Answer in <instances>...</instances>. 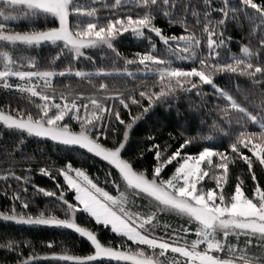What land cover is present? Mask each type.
Instances as JSON below:
<instances>
[{
    "label": "snow or ice",
    "instance_id": "6c2138e0",
    "mask_svg": "<svg viewBox=\"0 0 264 264\" xmlns=\"http://www.w3.org/2000/svg\"><path fill=\"white\" fill-rule=\"evenodd\" d=\"M198 3L199 7L194 0H132L133 5H139V11L135 12L133 8L120 10L116 5L104 4V8L111 10V15L101 20L95 9L86 10L79 0H0L3 5L0 9V41L36 47L42 44L57 45L60 49L57 55L70 56L71 61L79 57L92 59L86 56L84 50L99 46L115 54L113 64L120 59L125 64L123 71H76V77H88L92 94L76 92L66 95L61 92L62 103L55 102V89L51 88V79L57 75L54 70L0 71L5 89L13 87L8 83L9 78L17 77L27 83H16L15 88L29 93L30 101L33 97L40 100L35 105V112L31 106L15 110L9 106L8 114H5L0 107L2 129L22 130L37 137L50 138L53 142L82 147L108 165L105 184L115 185L118 193L123 186L126 192L134 194L136 200L147 199L150 205L155 206L153 214L141 212L136 215L127 211L123 203L118 206L117 198L93 182L86 170L74 167L70 162H65L59 168L40 167L39 173L50 179L62 176L66 187L57 183L56 190L46 191L43 187L33 186L32 196L27 199L17 190L11 195V210L0 211V219L14 224L67 226L92 245V254L57 256L52 252L51 260L66 261V264H92L95 258L130 261L132 264H264V183L260 182L261 176H264V59L260 55L264 52V0H241V5L248 10L243 22L249 28V44L241 47L240 56L232 54L228 47L230 40L224 35L229 18L242 23V19L235 14L236 10L228 5V0H222L219 7H213L211 0H203L202 4L198 0ZM86 12L95 22H84ZM213 13L221 18L214 19L216 15ZM41 17L53 18L54 24L38 28L29 23L30 30L25 31H14L8 27L10 21H32ZM157 17L167 19L170 25L179 24L188 34L165 35L164 30L155 23ZM145 30L167 45V50L175 53L176 59L191 61L193 66H173L171 60L160 59L151 51L136 52L133 59L122 57L113 41L129 32L136 37L146 36ZM147 39L151 42L150 35H147ZM5 56L7 58V54ZM130 64L143 66L138 70L154 77L151 85L147 82L138 85L143 89L139 91V98H136V87L118 90L117 85L113 84L114 94L106 96L104 93L109 91V85L103 79H100L98 87L93 82L96 78L122 76L125 73L132 76L134 73L127 70ZM222 73L239 75L251 81L246 90H241L237 85V90L246 99H252L251 111L241 107L231 94L215 84L214 78ZM59 75L63 76L65 72ZM41 79L50 91L37 90L36 85L31 83L32 80L38 83ZM205 84L211 85L215 89L213 94L223 100V107L217 106L220 125L226 122L232 126L234 123L240 128L234 136L231 131L228 133L231 139L228 145L230 155L211 147H203L198 153H192L185 149L195 137L184 138L183 133H169L163 143L151 142L143 150L154 153L150 170L135 168L131 159L121 157V149L132 125L154 104L168 98L176 99L182 93L188 94L189 98L193 93L203 98ZM257 95L259 104L255 103ZM133 107L138 109L135 115L131 114ZM124 111L129 112L130 119L127 121L123 118ZM250 124L258 125L260 131H247ZM77 125L79 130H75ZM121 128L123 139L119 138ZM156 137L146 139L152 141ZM173 140L179 141L175 151L170 143ZM244 150L250 155H245ZM143 151L136 156L142 157ZM213 156L219 158L214 164ZM240 161L247 166L246 175L251 177V183L246 187L245 179L238 176L232 188L229 165ZM173 166L174 171L168 175V168ZM112 168L118 172L115 179H110L113 176ZM257 170L261 174L259 178ZM9 173L11 169L4 176L5 181L14 179L17 185H27L30 180L27 175L21 180ZM95 179L98 181L99 178ZM212 180L215 181L214 187L206 186ZM70 189L74 190L72 200L65 198V193ZM10 191L9 187H5L3 195L8 197ZM38 195L50 197L51 200L48 207L34 215L28 209ZM123 199V193H120V201ZM18 200L21 201L20 211L16 210ZM136 200L129 206L141 207ZM81 207L96 223L110 226L118 238L105 243L98 239L96 231L76 224L73 214ZM58 211L65 218L56 215ZM165 212L185 218L188 226L170 229L165 224L164 235L156 236L151 229L158 223L159 213ZM192 227H195L196 239L189 244L186 237L191 234ZM178 232L182 235H177ZM129 241L132 242L131 247ZM23 246L31 245L27 240L13 239L0 243V250L4 252L0 264H36L37 257L32 254L21 258ZM55 246L54 241L47 244L49 249ZM169 249L178 256L171 261L162 259ZM12 254H15V260L10 259Z\"/></svg>",
    "mask_w": 264,
    "mask_h": 264
},
{
    "label": "trees",
    "instance_id": "16d2710c",
    "mask_svg": "<svg viewBox=\"0 0 264 264\" xmlns=\"http://www.w3.org/2000/svg\"><path fill=\"white\" fill-rule=\"evenodd\" d=\"M81 5L88 9H95L99 18L103 20L106 15H111L109 8H104L103 5L109 6L116 5V8L123 10L127 8H133V11H139V5H133L132 0H79ZM197 2L199 7L198 0ZM202 4L203 0H199ZM213 7H219L222 0H211ZM228 5L236 10V16L242 19V23L238 24L236 20L229 18L225 24V38L229 39L228 47L231 49L232 54L240 56L241 47L249 44L248 38V25L243 22L244 15L248 10L241 5V0H228ZM3 5L0 4V9ZM200 11V9H197ZM216 15V13H213ZM214 19L221 18L216 15ZM85 23L95 22L92 17L87 16V12L83 17ZM191 22V20H190ZM29 23L35 24L34 27L42 28L45 24L52 26L54 24L53 18L35 19L28 21L21 19L19 21L8 22V27L14 31H25L30 30ZM155 23L158 27L164 30V34L171 35H182L188 34L184 32V29L179 24L170 25L168 20L162 17H157ZM146 36L136 37L131 32L125 33L120 37H117L113 44L116 49L121 53V56L126 59H133L136 52L151 51L152 54L157 55L160 59L171 60L173 66L178 67H192L191 61H181L176 59L175 53L168 51V46L159 40L155 34L147 33ZM259 34V32H258ZM147 35L151 36V42L147 39ZM255 43V41H253ZM154 45V47H153ZM175 47V45H173ZM254 50V49H253ZM60 49L57 45L42 44L39 47L36 46H25V45H12L5 41H0V71L8 70H21V71H49L54 70L57 75L51 79V88L55 89V102L62 103L59 94L64 92L66 95H71L76 92L82 95H91L92 87L88 83V77H76L75 74L65 73L60 76V72L68 70H100L113 71L119 69L123 71L125 69L124 60H117L113 64L114 53L107 48H95L85 49L86 56L92 59H86L85 57H79L74 61H71V57L67 55L58 56L57 53ZM7 54V58L5 56ZM261 58L264 59V52L261 54ZM71 61V63H69ZM35 62V66H33ZM143 66L138 64L127 65V70L133 72L134 75L128 76L115 75L111 77H102L94 79V83L98 87L100 79L109 85V91L104 95H113L112 90L113 84L117 85L118 90L132 89L136 87V98H139V91L143 90L138 85L147 82L151 85L154 77L150 74H143L140 70ZM215 84L231 94L237 103L248 109L252 110V99H246L241 91L237 90V85L241 90H246L250 87L251 81L246 77L239 75L233 76L232 74L222 73L214 78ZM4 79L0 78V107L3 108L4 112L8 114L7 109L11 106L12 109L18 107L31 106L33 112L36 111L35 105L40 103L39 97L28 99L29 93L21 92L15 88L16 83L26 84L27 81H21L17 77H10L8 83L12 84L11 89L4 88ZM31 83L35 84L37 90L50 91L45 86L43 79L37 81L32 80ZM204 97H198L195 93L189 98L187 95L182 93L178 98H168L165 101L154 104L151 109L146 112L140 119H138L129 130V135L124 142L121 149V157L125 159H131L133 167L140 168L141 170L151 169L153 162L154 153L151 151H143L149 147L152 143H163L167 140L169 133H175L179 135L183 133L184 138L195 137L192 143L186 146L187 151L192 153H198L203 147H211L213 149H219L225 151L229 155L231 149L228 145L231 143V139L228 135L229 131L234 136L236 132L240 131L239 127H236L233 123L232 126H228L225 122L224 125H220V117L217 111V106L223 107V100L214 95L215 89L211 85L205 84L204 86ZM158 90V89H157ZM83 103V101H81ZM111 104V101H108ZM118 103V101H117ZM146 103V101H145ZM255 103L259 104L260 99L257 95L255 97ZM138 109L132 108L131 114H137ZM18 115V113H17ZM83 115V110H81ZM123 118L127 121L130 119L129 112H123ZM75 130L78 129V125ZM249 132H259L258 125H249L247 128ZM23 136V137H21ZM157 136L156 140H148L146 137ZM120 139H123V129L120 130ZM182 142V141H181ZM172 144V150L179 146V141H170ZM143 151L142 157H137L136 154ZM171 153H169L170 155ZM245 155H250L247 150H244ZM218 157L213 156V164L218 160ZM14 161L15 163H11ZM65 162H70L74 167H79L86 170V173L93 182L97 183L98 186L103 187L113 194H120L124 192V187L121 186L120 193L116 191L115 185L105 184V173L109 171L108 165L102 159L88 153L82 147L77 145H67L63 143H57L51 141L50 138L37 137L35 135L27 134L24 131H17L15 129H2V123L0 122V211L5 209L11 210V195L19 190L20 194L24 198H30L33 193V186L43 187L45 190H56L55 185L57 183L66 187V182L63 181V177L57 175L56 179H50L48 176L39 173L40 167H56L59 168ZM202 166H204L202 164ZM11 169V173L18 176L23 180L24 176H29L30 180L27 185H17L16 180L10 179L5 181L4 176ZM31 169V171H28ZM113 176L110 179L118 177V172L114 168L111 169ZM167 171V169L165 170ZM174 171V166L168 168V175H171ZM229 173L231 179V186L234 188L236 178L239 176L245 179L246 187L251 183V177L247 176V166L242 161L238 163H230ZM244 174V175H242ZM259 170H257V176L259 178ZM98 177V181L95 179ZM260 182L264 183V176H261ZM215 181L212 180L207 183L206 186L214 187ZM5 187L10 188L8 197L3 195ZM58 192V190H57ZM65 198L72 200L74 199V191L68 190L65 193ZM50 197L35 196L32 201V207L28 209V212L32 214H38L40 210L45 209L49 206ZM21 201H16V210L20 211ZM155 208V207H153ZM56 215L60 218H65L62 212H57ZM74 222L82 227H89L91 230L96 231L98 239L102 242L115 240L118 237L110 229L109 226H105L102 223H96L93 218L85 212L82 208H79L73 214ZM167 224L171 228L180 229L182 226H188L187 220L176 216L175 214L160 213L158 223L153 226L151 231L156 236H163L165 229L164 225ZM172 233L169 230V236ZM177 235H182L177 233ZM221 238H223L221 233ZM8 239L16 241H29L31 246H23L21 258H26L29 254L37 257L36 264H66V261L62 260H51L52 252H55L57 256L70 254V255H81L92 254L91 243L82 235L78 234L75 230L65 226H48V225H37V224H14L12 222H5L0 219V243L6 242ZM189 244L193 239H196L195 227L191 228V234L186 237ZM54 241L56 246L49 249L47 247L48 242ZM183 243V240H181ZM129 247L132 246V242H128ZM241 246H243L241 244ZM134 250V248H133ZM159 252V250H157ZM178 254L171 253L169 249L164 253L162 259L167 258L168 261L176 258ZM4 257L3 250H0V258ZM49 259H45V258ZM10 259L15 260V254L10 256ZM182 259V257H181ZM92 264H130L126 262H118L116 260L109 259H95Z\"/></svg>",
    "mask_w": 264,
    "mask_h": 264
},
{
    "label": "rangeland",
    "instance_id": "374dc122",
    "mask_svg": "<svg viewBox=\"0 0 264 264\" xmlns=\"http://www.w3.org/2000/svg\"><path fill=\"white\" fill-rule=\"evenodd\" d=\"M76 71H82V70H68V71H65V73H71V74H75V72ZM98 70H88V71H82V72H84V73H95V72H97ZM6 114V113H5ZM2 123V122H1ZM203 167V166H202ZM73 176H75V174L73 173ZM166 178V177H165ZM100 187V186H99ZM105 189V188H104ZM74 191V190H73ZM105 191H108L107 189H105ZM109 192V195H112L113 197H116L117 198V200H118V206H119V204L120 203H123V205H124V207L126 208V210L127 211H129V212H132V213H134V214H136V215H139L141 212H144V213H146V214H153L154 212H155V208H153V207H155L154 205H150L149 204V201L147 200V199H140V200H136V198H135V196H134V194H131V193H128V192H126L125 190H124V192H122L123 193V197H124V199H123V201H120V194H113V193H111L110 191H108ZM133 200H136V202H137V204H140V205H142L141 207H139V208H136V207H130L129 205H131L132 204V202H133ZM82 208V207H81ZM83 209V208H82ZM84 210V209H83ZM85 211V210H84ZM86 212V211H85ZM89 214V213H88ZM160 214V213H159ZM165 214H170V213H166L165 212ZM90 215V214H89ZM37 225H39V224H37ZM65 227H67V226H65ZM110 227V226H109ZM111 229V228H110ZM90 242V241H89ZM95 259H109V260H114V259H111V258H95ZM94 259V260H95ZM121 262H123V261H121ZM126 263H130V264H132V262H126Z\"/></svg>",
    "mask_w": 264,
    "mask_h": 264
}]
</instances>
